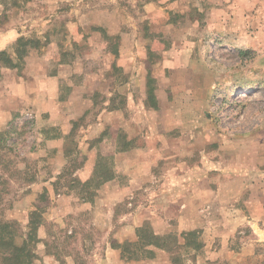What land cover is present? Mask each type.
<instances>
[{
    "label": "rangeland",
    "instance_id": "1",
    "mask_svg": "<svg viewBox=\"0 0 264 264\" xmlns=\"http://www.w3.org/2000/svg\"><path fill=\"white\" fill-rule=\"evenodd\" d=\"M121 61L137 88L148 70L135 104L118 92ZM28 67L61 68L78 117L0 132V217L24 233L35 221L37 262L98 264L111 243L139 264H264V0H0V82ZM110 108L125 120L93 138ZM138 143L145 179L104 204L101 180L126 167L116 153Z\"/></svg>",
    "mask_w": 264,
    "mask_h": 264
},
{
    "label": "crops",
    "instance_id": "2",
    "mask_svg": "<svg viewBox=\"0 0 264 264\" xmlns=\"http://www.w3.org/2000/svg\"><path fill=\"white\" fill-rule=\"evenodd\" d=\"M109 54H114L115 58L119 57L121 53L120 50H112ZM126 61L114 62L112 65L117 67L119 71L124 72L129 76L128 78H122V81L118 85V92L128 99V105L133 103V95L135 92H140L141 95L146 92L145 81H147L148 70L146 68L143 70V66L141 63L137 65L140 71L143 81L138 84L140 88H137L136 84L133 86V78L135 81L137 80V76H131L132 72L130 66H127ZM64 66H62V69ZM61 68L58 69L56 73H47L43 71H32L31 67L27 68L22 73L12 72L10 76H5L0 82V132L7 130L9 127L13 126L19 120H22L23 117L27 115H32L37 120L44 116L49 118L58 117L60 119H64V122H71L72 119L78 118L77 116H73L72 114H68L66 111L67 100L73 98V93L70 94L67 98L62 97V89H61ZM111 78V77H110ZM109 83H112L113 80H110ZM106 79L103 73H98L97 71L93 72L88 76L86 81L89 83H93L88 87L89 90H92V93H95V89H97L96 84L98 82L104 81ZM98 81V82H97ZM144 83V86L143 84ZM79 90L81 88L77 87ZM111 88V87H110ZM75 90L76 94L80 91ZM88 90V91H89ZM145 91V92H144ZM87 91L83 90L80 92L78 100L84 101L85 94ZM111 95V91L107 92ZM111 103V97L108 98ZM135 104V103H133ZM131 107V106H130ZM82 115V114H81ZM124 112L120 111L117 108L106 109V113L101 114L98 117V120L94 123L93 128H96V133L93 134V138L98 137L102 131L104 130L106 125L109 126H120L123 123ZM122 118V120H121ZM125 120V119H124ZM122 122V123H121ZM67 126V125H66ZM64 126L62 133L64 135L70 132V128H66ZM98 129V130H97ZM95 132V130H94ZM99 134V135H98ZM56 141L55 147L60 148L62 150L63 147V135L50 139V143ZM59 141H61L59 143ZM134 148V150L130 148ZM128 147V145L120 147L119 151L116 153V157L118 160H123L126 164L123 168L116 170V175L106 181L102 186L100 191V197L102 198L103 203L106 205L113 204L114 201L120 200L121 195L132 197L134 195V187L136 186L134 181H141L145 179L143 175L135 176L133 175V171L131 169V158L134 155H137L135 159L137 160V165L140 167L142 165V161L139 156V151L143 148L141 144H135L134 146ZM95 155V154H94ZM139 169V168H138ZM120 173L126 175L125 183H121L119 180ZM134 174H136L134 172ZM140 174V171L138 172ZM133 176V177H132ZM90 177L88 174H84L82 176V180H88ZM149 191L151 188L146 187ZM115 199V200H114ZM107 200V201H106ZM114 200V201H113ZM184 213V212H183ZM150 218V217H149ZM141 223H143L141 221ZM109 246L106 248V253L102 256L98 262V264H139L134 261H126L123 259L121 252L118 248H116L111 243H108ZM51 264H57L55 262Z\"/></svg>",
    "mask_w": 264,
    "mask_h": 264
},
{
    "label": "trees",
    "instance_id": "3",
    "mask_svg": "<svg viewBox=\"0 0 264 264\" xmlns=\"http://www.w3.org/2000/svg\"><path fill=\"white\" fill-rule=\"evenodd\" d=\"M23 41L25 39L20 38L18 42ZM114 176L113 173H110L103 177L101 182L108 181ZM34 223L35 221L30 223L28 231L24 233L17 221L0 217V264H41L36 261L35 250L30 244L35 235ZM139 230L141 229L139 228ZM151 237L152 240L148 241L147 245L158 247L157 241L161 236L153 233Z\"/></svg>",
    "mask_w": 264,
    "mask_h": 264
}]
</instances>
